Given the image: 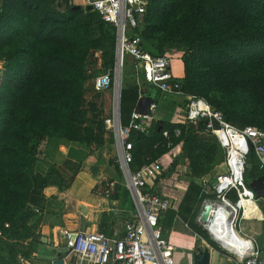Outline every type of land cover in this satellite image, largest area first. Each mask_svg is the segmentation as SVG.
<instances>
[{"label":"trees","instance_id":"16d2710c","mask_svg":"<svg viewBox=\"0 0 264 264\" xmlns=\"http://www.w3.org/2000/svg\"><path fill=\"white\" fill-rule=\"evenodd\" d=\"M53 3L3 0L0 5V264H21L20 255L29 260L40 238L46 189H66L63 175L50 162V147L62 140L90 149L114 142L113 132L105 129L104 107L88 100L86 92L88 82L115 66L117 29L96 10L68 5L59 11ZM138 30L155 56L163 55L170 43L185 48L184 76L176 80L181 92L203 98L238 127L264 128V0H149ZM96 51L101 68L90 71ZM128 59L121 93L124 125L131 121L140 94ZM198 123L204 131L205 120ZM176 127L183 131L181 139H174L175 144L182 141L176 159L185 160L192 178L223 163L216 137L164 120L150 135L132 133V167L169 151L161 128ZM248 158L247 181L264 173L253 151ZM192 186L198 196L202 188ZM113 188L108 178L97 186L106 197ZM229 197L237 199L234 192ZM195 217L191 227L211 241Z\"/></svg>","mask_w":264,"mask_h":264},{"label":"built area","instance_id":"2783aa9c","mask_svg":"<svg viewBox=\"0 0 264 264\" xmlns=\"http://www.w3.org/2000/svg\"><path fill=\"white\" fill-rule=\"evenodd\" d=\"M66 5L87 9L92 6L101 17L117 29L116 63L92 79V86L97 92H112L111 113L105 117V129L113 132L117 148L116 161L123 174L125 185L129 188L135 201L136 209L131 211L125 221L124 235L111 236L102 230L84 231L61 229L64 244L61 258L64 264H178L175 247L165 236L161 219L171 209H176L175 197L155 191L156 181L164 174L165 160L179 156L175 151L182 141L175 144L174 139H181L180 127L172 130L163 129L164 143L169 151L159 158L139 167L133 168L134 144L131 135L138 131L150 135L162 119L156 117L158 104L153 102L150 112L140 114L133 112L131 121L123 124L121 117V93L125 59H135L139 97H143L144 84H149L163 94L179 93L186 99L184 110L186 124L191 121L205 120L204 131L218 140L224 151L223 169L216 175L215 182L205 189L214 197L204 200L198 216L207 230L221 246L232 252L239 264H264L261 250L255 243L242 237L237 232L241 218L247 216V210H253L252 202L256 199L254 191L246 179L251 151L258 158L259 167L264 170V128L248 125L243 128L229 122L221 111L214 109L200 97L186 95L180 90L172 72V56L168 51L163 55H153L144 46L141 32L138 30L147 11L149 0H62ZM218 124V127L216 126ZM173 163V160H172ZM172 167V165H171ZM168 172V171H167ZM165 172V173H167ZM234 192L237 199L232 200L229 193ZM257 200V199H256ZM258 201V200H257ZM211 205L209 220H201L205 204ZM224 207L231 219L227 222V237L235 250L218 240L212 222L220 207ZM36 211L40 210L36 208ZM255 212V211H253ZM252 217V216H251ZM220 238V237H219ZM21 264L28 259L19 256Z\"/></svg>","mask_w":264,"mask_h":264},{"label":"crops","instance_id":"0c3cea01","mask_svg":"<svg viewBox=\"0 0 264 264\" xmlns=\"http://www.w3.org/2000/svg\"><path fill=\"white\" fill-rule=\"evenodd\" d=\"M97 52L100 58V51ZM128 58L129 62L134 64L133 69L136 80L138 71L135 67V59L132 57ZM174 60L181 61L182 63V71L177 74L173 72V66L171 67L174 77L180 79L184 76V64L180 58H174L172 56V65ZM143 86V96L152 97L153 102L158 104L156 110L157 118L173 123L185 121V106H178L181 100H187L183 94L175 92L167 95L164 94V96H172L174 101L172 103L164 101V107H161L159 100H156L154 97V94L159 92V90L149 84H144ZM135 109L136 106L134 111ZM59 145V149L57 147L58 150L50 151L48 156L50 162L63 175L66 189L59 190L57 186H49L46 189L47 204L45 209L39 213L41 216V223L38 228L40 238L34 243L33 252L27 264H55L58 256L55 258L50 256L43 257L41 252L42 250L58 248L56 244L59 243L61 244L59 253H61L64 244L61 229L84 231H95L99 229L111 236L122 237L124 235L125 221L129 218L130 212L136 209L133 198L131 206H128L130 198L133 196L129 188H125L126 185L120 166L117 161H114L117 155L115 138L113 143L93 149L68 140H62ZM181 150L182 145L175 148V151ZM176 158L172 159L173 163ZM168 160H165V162ZM185 168L190 169L187 163ZM167 175H169V171L155 185V188L157 187L158 191L163 193L173 191L167 188V185L161 186L162 181ZM206 175L210 176V173ZM104 178L112 179L114 182V188L111 192L113 194L109 197L103 196L101 190L97 189L98 184ZM207 178L209 177L193 178V184L195 186L199 185L202 188V192L198 196H196V190H194L192 185L187 187V184H179L182 189L177 191L178 195H176L177 197L174 200L176 209L169 210L162 218L165 236L175 247V258L178 264H194V254L198 247H209L211 252L210 264H239L236 255L221 246L207 230L211 241L207 240L190 225V219L196 214L195 224L205 230L201 222L198 221V216L203 208L204 200L207 197H214L205 191L208 188L204 185L206 180L208 181ZM214 178L215 182L216 174ZM122 180L123 183L121 182ZM214 182H206V184L211 186ZM116 184H118L117 192L115 191ZM119 186H121V189H119ZM115 193L116 197H113ZM203 195L205 196L203 197ZM201 197L203 199L200 202ZM256 199L252 202L251 208L253 210L248 209L247 216L241 218V220L248 223V226L240 227V220L237 226V232L242 237L252 240L261 250L262 256L264 257V208L259 200L257 199V201ZM44 237L47 238L46 242L43 241Z\"/></svg>","mask_w":264,"mask_h":264},{"label":"rangeland","instance_id":"374dc122","mask_svg":"<svg viewBox=\"0 0 264 264\" xmlns=\"http://www.w3.org/2000/svg\"><path fill=\"white\" fill-rule=\"evenodd\" d=\"M3 0H0V5L2 4ZM54 7L59 10V11H64L66 10V8L68 7V5H66L64 3V1L62 0H54V3H53ZM166 51H168L170 53L171 56H173L174 58H180L182 61H183V54H184V51H185V48L179 46L177 43H170L168 45H166V48H165ZM95 58H98L96 63H95ZM131 63V62H129ZM101 64H102V61L101 59L99 58V55H98V52L95 53V55H93L91 57V64H90V71L91 70H96V69H99L101 68ZM173 72L175 74L179 73L180 71H182V63L181 61H176L174 60L173 61ZM129 74L130 76L132 77H135V71L134 69H131L129 70ZM95 75V74H93ZM87 99L88 100H96L100 105H102L104 107V119L105 117H107L111 111V107H112V101H111V98H112V92L111 91H106L105 93L103 92H97V91H94L93 87H92V80L90 82H88V86H87ZM155 90V89H154ZM154 97L155 99L159 100V105L161 107H164V101H168V103H172L174 100H173V97L172 96H164V94L159 91L157 92L156 94H154ZM186 101L185 100H181L178 104V106H185L186 108ZM186 125H192L195 129V131H193L194 133L198 134V135H201L202 137H207L209 136L208 133H206L205 131H200L198 130V121H189L186 123ZM60 146V145H59ZM58 147V146H57ZM54 148L52 149L50 147V151H56L59 149ZM93 148H95V146H93ZM112 157V156H111ZM114 157V156H113ZM114 161H116V158L114 159ZM185 160H183V158H180L179 160H175L173 165H172V159L171 160H168L166 162V167H165V172L169 171V175L166 176V178L162 181V185H167L166 187L167 188H170L171 190H173L172 192H168L167 194L171 195V196H174L175 198L177 197L176 195H178V192L177 191H180L182 189V187L179 185V184H187V187L189 185H193V178L191 176V173L189 172L190 169L188 170L186 167V162H184ZM172 165V167H171ZM223 169V166H222V163L220 165H217L210 173V176L209 175H205V176H208L209 178L208 181L206 180L207 183H212L214 182V175L220 173ZM165 172H163L165 174ZM123 183V180L121 181ZM206 182L204 183V185L206 187H209V185L206 184ZM131 196V195H130ZM132 198H130V202H129V205L128 206H131V201H132ZM248 223L244 220H241L240 222V227H245V225H247ZM248 226V225H247ZM56 246H58V248L55 247V249H52V250H42L41 254L42 256H50V257H57L58 256V253L60 252V249H61V244H56ZM190 262V261H189ZM190 264V263H189Z\"/></svg>","mask_w":264,"mask_h":264},{"label":"water","instance_id":"95a60500","mask_svg":"<svg viewBox=\"0 0 264 264\" xmlns=\"http://www.w3.org/2000/svg\"><path fill=\"white\" fill-rule=\"evenodd\" d=\"M75 8L80 9L81 6L77 5ZM87 9H93L92 6H88ZM153 103V98L150 96H143L139 99L135 111L140 114H147L150 112V106ZM218 127V124L216 123ZM249 167V165H248ZM249 187L254 191L255 197L263 205L264 208V174L259 175L258 177L252 178L248 181ZM118 184L115 185V191L117 192ZM116 197V193L113 195ZM211 205L205 204L204 210L202 212L201 220L207 222L211 213ZM264 217V213H263ZM231 219L229 212L224 208L220 207L217 215L215 216L212 222V229L215 230L218 237L226 236L230 231L227 229V222ZM43 241L46 242L47 238L44 237ZM61 253H58V258L55 260V264H64L63 259L60 258ZM211 263V252L209 247H198L194 254V264H210Z\"/></svg>","mask_w":264,"mask_h":264},{"label":"bare ground","instance_id":"6f19581e","mask_svg":"<svg viewBox=\"0 0 264 264\" xmlns=\"http://www.w3.org/2000/svg\"><path fill=\"white\" fill-rule=\"evenodd\" d=\"M250 210V209H249ZM218 240H220L221 243L225 244L226 246L230 247L231 249L235 250L236 248L231 244V240L227 236L218 237Z\"/></svg>","mask_w":264,"mask_h":264}]
</instances>
